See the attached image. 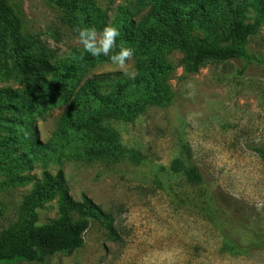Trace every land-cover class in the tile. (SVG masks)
<instances>
[{"label":"rangeland","instance_id":"rangeland-1","mask_svg":"<svg viewBox=\"0 0 264 264\" xmlns=\"http://www.w3.org/2000/svg\"><path fill=\"white\" fill-rule=\"evenodd\" d=\"M77 1L81 11L72 12L59 0H10L33 53L59 67L55 80L65 90L45 92V100L35 97L32 104L14 103L20 110L16 123L22 119L33 127L37 144L29 152L12 142L6 133L11 128H0V232L16 223L43 170L62 169L72 199L79 202L85 195L105 217L90 221L82 246L71 253H56L42 263L0 264H264V245L254 246L253 234L226 220L213 199L216 194L241 210L235 214L251 226L264 228V158L254 151L264 147V0H196L192 31L198 37L208 26L221 29L231 9H241L247 23L259 20L245 44L254 62L242 75L243 60L207 61L193 69L184 52L162 48L154 58L162 68L143 76L147 87L169 96L157 103L145 101L146 91L135 84L138 59L151 56L134 45L127 63L137 75L129 78L109 57L84 53L76 31L94 26L100 32L105 23L118 29L119 48H131L124 25L132 20L136 29L155 0ZM132 35L133 29L127 36ZM11 52L0 35V90L26 95ZM80 71L73 86L61 81L64 75L79 77ZM98 76L129 85L121 102L131 105L130 119H89L97 104L81 87ZM9 117L3 114L4 120ZM110 137L121 154L109 149ZM186 172H197L202 181H191ZM56 213L52 199L36 210L35 225Z\"/></svg>","mask_w":264,"mask_h":264},{"label":"trees","instance_id":"trees-1","mask_svg":"<svg viewBox=\"0 0 264 264\" xmlns=\"http://www.w3.org/2000/svg\"><path fill=\"white\" fill-rule=\"evenodd\" d=\"M58 4L72 12L81 11L77 0H59ZM198 9L199 3L196 0H155L146 19L140 21L136 29L132 20L127 26L124 25L125 38H132L131 48L134 49L136 45L138 50L152 57L138 59L136 65L140 78L136 79L135 84L146 91L145 101L166 102L169 98L166 97V92L160 93L159 87H147V80L143 78L145 73L162 68L156 65L154 60L155 54L162 48L184 52L193 69L207 61L243 60L246 64L239 71L242 75L254 62V58L245 50V44L247 38L256 31L259 20L247 23L241 9H231L229 18L223 21L221 29L208 26L204 30V37H198L192 31V13ZM105 26V23L101 24L102 30ZM132 29L135 35L127 36ZM218 30L222 32L223 38L218 34ZM0 35L9 41L13 71L17 72L16 76L26 86V95L9 89L0 90V120L6 123H0V128H11L6 133L12 136V142L20 144L29 152L37 144L32 138L33 127L30 123L25 124L22 119L16 123V113L20 110L14 103L32 104L31 101L35 97L45 100V92L63 93L65 85L55 80L60 76L59 67L51 64L45 56L33 53L35 47L31 37L25 34L22 19L10 0H0ZM119 45L116 41V50ZM78 73L79 77L64 75L61 81H69L73 86V81L78 82L82 77V71ZM128 88L129 85L118 78H88L81 87V93L86 99H91L97 104L94 115L89 113V119L100 123L108 118L130 119L131 105L121 102ZM5 112L10 115V119L4 120ZM108 147L112 153L122 152L120 145L112 137L108 139ZM254 151L264 158V147H255ZM180 165L178 163L177 170H180ZM185 174L193 182L202 181L197 172ZM20 180L31 182L32 179L21 177ZM52 199H56V216L46 224L35 225L36 210ZM213 199L218 211L226 220L253 234L254 246L264 245V228L251 226L244 217L235 214L237 212L242 215L241 210L226 205L216 194H213ZM104 217L100 209L85 195L81 196L79 202L72 199L62 169H58L55 174L43 170L40 179L33 182L30 192L24 197L16 223L0 232V263L18 260L42 263L56 253H71L82 246L83 235L90 221Z\"/></svg>","mask_w":264,"mask_h":264},{"label":"clouds","instance_id":"clouds-1","mask_svg":"<svg viewBox=\"0 0 264 264\" xmlns=\"http://www.w3.org/2000/svg\"><path fill=\"white\" fill-rule=\"evenodd\" d=\"M77 42L82 46L83 52L93 57H109L111 63L116 65L123 75L129 78H135L137 73L128 70V61L133 60L135 50L130 47L116 49V40L120 35L118 29L114 26H105L102 31L92 27H82L77 30Z\"/></svg>","mask_w":264,"mask_h":264}]
</instances>
